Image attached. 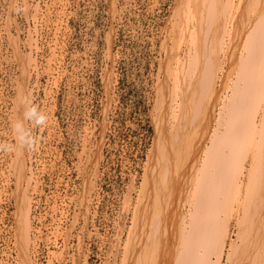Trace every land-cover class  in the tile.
<instances>
[{
    "label": "rangeland",
    "instance_id": "1",
    "mask_svg": "<svg viewBox=\"0 0 264 264\" xmlns=\"http://www.w3.org/2000/svg\"><path fill=\"white\" fill-rule=\"evenodd\" d=\"M177 3L178 0H0V143L15 142L12 123L13 101L21 77L19 46L22 54L32 58L26 81L28 97L49 118L46 127L33 129L38 149L25 151L33 176L28 196L41 193V185L55 192L59 200L73 203V207L67 205L72 214L69 224L60 228L65 241L75 238L73 249L78 263L123 262L124 244L133 235L137 219L135 207L148 159L156 146L158 86L175 65L169 49L175 42L172 22L183 13H178ZM238 3L241 5L242 0H233L228 10L229 29L220 57L226 48L228 53L232 43L233 22L241 13ZM250 13L249 19L247 14L240 17L248 22L238 25L244 33H240L238 53L255 28L251 24L253 10ZM232 76L234 81V73ZM176 103L177 100L175 106ZM170 118L169 127L173 125ZM15 152H0V211L1 219L4 210L11 217L7 224L2 223V234H6L7 227L13 245L7 247L12 254L5 256L19 264L14 238L16 184L11 167ZM91 161H98L92 177L96 181L92 191L85 193L88 200L83 206L79 197L83 169ZM32 167L41 171L39 181ZM56 205L55 201L51 205L53 213L63 216L64 208ZM258 224L264 231V220ZM72 230L75 234H71ZM235 230L231 221L228 242ZM86 253L90 255L88 263Z\"/></svg>",
    "mask_w": 264,
    "mask_h": 264
},
{
    "label": "bare ground",
    "instance_id": "2",
    "mask_svg": "<svg viewBox=\"0 0 264 264\" xmlns=\"http://www.w3.org/2000/svg\"><path fill=\"white\" fill-rule=\"evenodd\" d=\"M232 3L178 0V13H183L172 22L175 42L169 49L175 65L158 86L156 146L148 159L134 210L133 235L123 246L121 264H264V231L258 224L264 220V0L238 3L241 13L233 22L232 43L220 57ZM252 10L255 28L238 53L243 33L239 26L248 22L240 17L247 14L249 19ZM18 47L21 77L13 122L22 117L21 95L30 94L26 81L32 58ZM25 151H14L11 165L18 263L30 264L40 241L53 248L48 249L50 257L63 263L67 252L54 246L58 236L65 247L68 244L60 228L62 215L50 207L52 237L34 230L32 203L38 192L28 196L33 176ZM97 164L91 161L83 169L79 196L83 206L95 186ZM231 221L236 230L228 242ZM77 257L74 252L73 264H85L78 263ZM47 264H52L51 258Z\"/></svg>",
    "mask_w": 264,
    "mask_h": 264
},
{
    "label": "built area",
    "instance_id": "3",
    "mask_svg": "<svg viewBox=\"0 0 264 264\" xmlns=\"http://www.w3.org/2000/svg\"><path fill=\"white\" fill-rule=\"evenodd\" d=\"M33 168V167H32ZM33 170L37 173L36 179L39 181L40 177L39 174L41 171H36V169L33 168ZM41 189V193H35L34 194V202L32 203V221L34 230H40V236H48L52 237L54 234L52 232L51 222H52V211L50 210V207L52 203L55 201V203L61 207L64 211L63 216L61 217L62 221V229L66 227L67 224H69L71 220V212L69 211V207H73L72 202H63L59 200L55 192L46 191L41 185L38 187ZM69 205V207L67 206ZM7 207V206H5ZM4 207V209H5ZM7 209V208H6ZM5 216L1 219V211H0V242L2 241V244H0V262H3L4 264H14L12 257L6 258V254H12L11 251H8V248L13 246L12 245V235H8L7 227H6V234H2V223L6 224L8 221H10V216L6 214L7 210H4ZM12 232V231H11ZM71 234H75L74 230L71 231ZM5 236V237H4ZM43 241L38 242L36 247L33 249V264H47V260L51 258L52 264H73L72 255H74V244H75V238L70 237L68 240V244H66V247L64 245V242L62 240L61 236L57 237L56 244L54 245L56 247V250L63 249L65 252H67L66 259L63 263H59V261L55 258L50 257V253L48 249L50 248L49 245H43ZM10 245V246H9ZM8 247V248H7ZM88 254V253H87ZM89 254L87 258V263L89 259Z\"/></svg>",
    "mask_w": 264,
    "mask_h": 264
},
{
    "label": "clouds",
    "instance_id": "4",
    "mask_svg": "<svg viewBox=\"0 0 264 264\" xmlns=\"http://www.w3.org/2000/svg\"><path fill=\"white\" fill-rule=\"evenodd\" d=\"M20 105L23 109L22 117L12 123L15 142L13 144L0 143V152L36 151L39 147V141L33 129L46 127L48 115L26 95H21Z\"/></svg>",
    "mask_w": 264,
    "mask_h": 264
}]
</instances>
